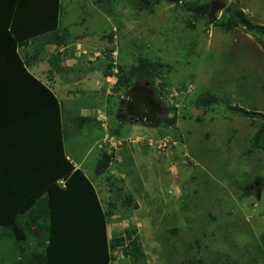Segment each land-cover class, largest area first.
I'll use <instances>...</instances> for the list:
<instances>
[{
	"label": "rangeland",
	"instance_id": "1",
	"mask_svg": "<svg viewBox=\"0 0 264 264\" xmlns=\"http://www.w3.org/2000/svg\"><path fill=\"white\" fill-rule=\"evenodd\" d=\"M179 1L158 0L153 12L140 11L143 3L133 9L119 2L113 4L112 15L110 9L102 12L93 0H61V25L69 26L77 20L80 30L87 29L84 38L104 44L109 49L105 58L109 56L116 67L130 69L138 56L170 66L168 88L159 100L153 87L137 82L152 90L161 118L158 124L134 126L125 119L118 122L120 102L108 98L107 103L102 99L98 104L101 98L97 93L77 99L73 96L72 103L100 110L104 106L109 129L116 128L120 139L137 137L129 143L137 144V171L125 162L122 171L128 178L130 172L139 178H131L134 193L127 188L137 195L140 205L137 213L132 212L136 214L134 219L129 220L141 229L137 235L144 257L138 264H195L197 259L201 264H264V254L257 248L264 231V153L250 151V138L257 127L226 110L227 105H234L264 113V49L242 30L224 32L214 27L227 19L226 6L241 9L253 23L264 27V0H220L225 8L211 18L208 12L207 19L196 18L182 8L184 3L205 0ZM109 32L113 34L111 43L101 37ZM206 93L216 96L218 102L197 119L193 112L202 109L197 108L196 100ZM60 94L63 97V92ZM164 107L175 109L169 113L175 118L172 124L163 122L164 113L168 114ZM76 111L72 106L70 115L79 116ZM97 113L94 116L103 115ZM82 130L90 136L78 144L76 162L80 159L78 151L85 155L81 148L94 140L93 133L102 135L92 127ZM147 138L166 140L171 146L158 152L144 142ZM67 149L71 152L69 146ZM98 149L86 155L85 163L86 174H93L95 181L101 182L110 169L95 174ZM175 228L176 235L167 233ZM115 252L122 256L120 249ZM123 258L115 264L132 263L131 258Z\"/></svg>",
	"mask_w": 264,
	"mask_h": 264
},
{
	"label": "trees",
	"instance_id": "2",
	"mask_svg": "<svg viewBox=\"0 0 264 264\" xmlns=\"http://www.w3.org/2000/svg\"><path fill=\"white\" fill-rule=\"evenodd\" d=\"M93 1L102 12L110 9L112 15L115 3H128L133 9L143 3L140 11L153 12L158 2ZM61 8L60 0H0V264H36L40 259L36 245L45 247L41 259L45 264H113L116 261L113 253L118 249L124 257L131 258V264H138L144 257L137 235L141 229L128 225L109 240L106 234L112 216H118V221L127 220L140 208L132 192L125 190L124 179L108 176L109 196L101 203L84 173L73 171L64 154L63 144L69 137L67 127L79 131L92 122L100 123L82 116L61 121L55 93L28 73L18 53L41 35H46L48 42L56 46L67 44V32L57 26ZM182 8L196 18L207 19L210 2H187ZM225 12L227 19L216 22L214 27L224 32L242 30L264 49L262 25L253 23L239 8L226 6ZM111 32L102 35L109 43ZM106 59L104 74L114 75L115 65L109 56ZM53 61L60 62L56 56L48 60L52 73L56 69ZM169 70L170 66L161 61L138 56L136 65L130 69L117 66L113 92H127L135 82L142 81L154 88L159 100L168 88ZM157 79L160 83L155 85ZM217 102L216 96L206 93L198 97L196 106L205 113ZM165 110L168 114L175 111L173 107ZM226 110L257 127L250 138V151L264 153V113L234 105H227ZM168 114L163 117L165 125L175 119ZM114 129H109L110 134L119 138V131ZM112 159V154L101 151L95 174L106 173ZM9 164L13 167L6 171ZM256 179L261 182L259 177ZM59 180L62 184L57 183ZM177 232L175 228L167 233L172 236ZM260 245H257L258 251L264 254V231ZM195 262L201 264L199 259Z\"/></svg>",
	"mask_w": 264,
	"mask_h": 264
},
{
	"label": "crops",
	"instance_id": "3",
	"mask_svg": "<svg viewBox=\"0 0 264 264\" xmlns=\"http://www.w3.org/2000/svg\"><path fill=\"white\" fill-rule=\"evenodd\" d=\"M61 3V0H60ZM63 15V10L61 8V12L58 15L57 19V26L60 31H68L67 32V44L56 46L47 40L46 35L37 36L34 40L30 41L29 44L19 49L18 53L22 60L24 61L26 70L28 73L32 74L33 77L36 79L42 81L45 85L51 89L57 99H58V105H59V114L61 121H69L71 117L74 115H70L72 113V106L75 107L77 110L75 115H79L82 117H90L94 118L95 112H102L109 117L106 113L108 112L107 108L106 110H103V107L101 110L99 108H88V107H79L75 101L72 103L73 96H76V99L78 97H83L87 93H97L98 95L96 97L101 98L98 101V104L102 99L106 100V103L108 102V98H116L119 102L122 99V93H114L113 88L116 82V78L114 75L106 76L104 72L106 71L107 66V59L105 58V52L109 49H106V46L101 43H93L87 39L84 38V35L87 31L86 28H83L80 30L78 27V22L76 20L75 22H72L69 26H62L61 25V17ZM78 28L79 30H76ZM103 35V34H102ZM101 35V37H102ZM99 39V38H98ZM81 44V45H78ZM80 46L81 50L88 49L91 54H95L93 64L88 63V59L84 54L81 52L78 56L75 53V46ZM85 51V50H84ZM56 56L57 59L60 62H54L55 63V71L51 72V67L48 64V60L51 57ZM90 62V61H89ZM60 69V70H59ZM52 73V74H51ZM63 92V97L59 96L60 93ZM100 93V94H99ZM65 97V98H64ZM124 97V96H123ZM105 103V104H106ZM64 104H67L66 107ZM71 108V109H70ZM115 108V106H114ZM111 115V114H110ZM134 126H137L136 123H129ZM100 124L90 123L89 126L86 125L87 128H95L97 130H100L103 135V131L100 128ZM93 131V130H92ZM94 140L92 138L86 142V146L84 148L85 155H82V152L79 150L78 153L80 154L79 162H76L74 159V155L76 154V151L78 149V144L81 143L84 139H87L90 135L89 132L84 130H73L72 128L68 129V138L65 139L63 144V150L64 154L66 156V159L69 161V163L72 165L73 171L80 170L84 173L85 177H87L88 181L90 182L91 186L93 187L94 192L96 193L98 199L102 203L106 200V198L109 196V184L110 181L107 180V177L102 180L101 182L95 181L93 174L91 176H88L86 174V168L87 165L85 163L86 155L90 153V151L93 148H101L100 143L105 142V136L102 138V135L98 133H93ZM129 138H131L129 136ZM128 138V139H129ZM137 138V137H132ZM102 139V140H101ZM120 139V138H118ZM89 142V143H88ZM108 141L106 142V145H108ZM67 146H69V149L71 152L68 151ZM98 149L97 153H100V150ZM125 154L126 156H123ZM113 161L110 166V173L108 175L110 177H114L115 179H124V188L125 190H131L133 193L135 190H133V181L131 178H136L134 180L137 181L139 178H137L136 173L130 172L131 176L128 178L127 174L122 171L123 162L126 163L127 166L130 167V169H134L137 171V161H135V157L137 155V144L136 145H129L128 143L125 144L124 147H121L116 153L113 154ZM132 159L134 161H132ZM135 164V165H134ZM13 166L9 164V167L6 171L10 170ZM108 169V170H109ZM59 184H62V180H59L57 182ZM135 183V182H134ZM132 186V189H131ZM78 190V189H76ZM128 190V191H129ZM79 191V190H78ZM135 198H137L136 194H133ZM140 210V208L138 209ZM24 210H21V212ZM134 212L137 213V210ZM136 215V214H135ZM134 214H132L129 219H125L122 221H118V216H112L110 218V221L107 223L106 226V234L107 239L109 240L112 236H114V233H120L122 230H124L128 225L132 227L139 228L137 226L136 222L129 221L131 219H134ZM23 216V214H22ZM123 223H127V225ZM136 224V225H135ZM35 233L38 231L35 229ZM37 235V234H36ZM39 249V260L36 264H45L43 260V252L45 250V247H42L41 245H36ZM32 248L35 249V243L32 245ZM119 250V249H118ZM114 256H116V261L113 263H119L120 260H123V255H119V253L114 252ZM122 258V259H121Z\"/></svg>",
	"mask_w": 264,
	"mask_h": 264
},
{
	"label": "flooded vegetation",
	"instance_id": "4",
	"mask_svg": "<svg viewBox=\"0 0 264 264\" xmlns=\"http://www.w3.org/2000/svg\"><path fill=\"white\" fill-rule=\"evenodd\" d=\"M152 90L144 86L134 84L128 91L126 106L120 110L117 117L143 125H152L154 122L158 124V117L155 108V102L151 97Z\"/></svg>",
	"mask_w": 264,
	"mask_h": 264
},
{
	"label": "clouds",
	"instance_id": "5",
	"mask_svg": "<svg viewBox=\"0 0 264 264\" xmlns=\"http://www.w3.org/2000/svg\"><path fill=\"white\" fill-rule=\"evenodd\" d=\"M66 32H68V31H66ZM78 45H81V44H78ZM78 45H76L75 46V53L78 55V56H80L79 54L82 52L83 54H84V56H86L87 57V59H88V61H92V60H94V59H92L93 57H95V54H91V52L88 50V49H83V50H81V48L78 46ZM82 46V45H81ZM85 50V51H84ZM113 52H111V54H112ZM113 64L115 65L114 66V68H113V73H114V77H115V74L117 73V67H116V63L113 61ZM116 78V77H115ZM116 83V82H115ZM137 82H135V84H136ZM146 85L147 84H149V83H147V82H144ZM138 84V83H137ZM146 85H144V86H146ZM150 85V84H149ZM151 86V85H150ZM129 91V90H128ZM128 91L127 92H121L122 94V99L120 100V103H121V101L122 100H126V102H127V100H128V97H127V93H128ZM119 93V92H118ZM124 96V97H123ZM161 104V103H160ZM125 106H126V103H125ZM165 108V107H164ZM122 109H124V108H121V110ZM119 109H117V114L116 115H118V113H119ZM98 115H100L99 114V112L97 113ZM102 116H104V114L102 115ZM98 117V116H95V120L96 121H98L99 123H100V128L102 129V131H103V135H102V138L105 136H109V137H112V138H114L116 141H119V142H121V145L120 146H118L116 149H113L112 151H108V145H106V143L104 142V143H102V145H101V148H100V152L101 151H105V152H107L108 154H114V153H116L121 147H123V146H125V144L126 143H130V141H131V139H133L134 141H135V138H129V136H128V138L127 139H118V138H116L115 136H113V135H111L110 134V130H109V128H108V118L106 117L105 119H103V117ZM168 116H170V114H168ZM164 117H165V113H164ZM102 118V119H101ZM117 119H118V122H120L122 119H119L118 117H117ZM128 123H131V122H129L128 121ZM132 123H134V122H132ZM137 124V123H136ZM118 130H119V128H118ZM102 140V139H101ZM148 140H152V138H147L144 142L145 143H147L148 144ZM137 143V142H136ZM149 145V144H148ZM150 146V145H149ZM153 147V149H154V146H152ZM104 148H106V149H104ZM170 148V147H169ZM168 148V149H169ZM155 150V149H154ZM112 164V163H111ZM110 168V167H109ZM109 176V175H108ZM108 176H107V180H108Z\"/></svg>",
	"mask_w": 264,
	"mask_h": 264
},
{
	"label": "water",
	"instance_id": "6",
	"mask_svg": "<svg viewBox=\"0 0 264 264\" xmlns=\"http://www.w3.org/2000/svg\"><path fill=\"white\" fill-rule=\"evenodd\" d=\"M171 2H175L176 0H169ZM225 8V3L223 1H220V0H214L212 2H210V10H209V15L208 17L211 18L213 16L214 13H216L217 11H222L223 9ZM125 103H126V100H122L121 103H120V106H119V110H121V108H124L125 107ZM194 115L196 116H199V115H202L203 114V110H194ZM258 182H256L254 184L256 188V199L258 200L260 198V191L258 189Z\"/></svg>",
	"mask_w": 264,
	"mask_h": 264
},
{
	"label": "built area",
	"instance_id": "7",
	"mask_svg": "<svg viewBox=\"0 0 264 264\" xmlns=\"http://www.w3.org/2000/svg\"><path fill=\"white\" fill-rule=\"evenodd\" d=\"M107 141L109 142L108 143V146H107L109 152L112 151L113 149H116L118 146L121 145V142L116 141L114 138L109 137V136H106L105 137V143ZM148 144L150 146H154V148L158 152H160V151H166L171 146V143L168 142V141H166V140H159V141L148 140Z\"/></svg>",
	"mask_w": 264,
	"mask_h": 264
}]
</instances>
